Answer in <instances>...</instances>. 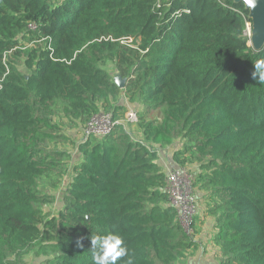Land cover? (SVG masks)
Instances as JSON below:
<instances>
[{
    "label": "trees",
    "instance_id": "1",
    "mask_svg": "<svg viewBox=\"0 0 264 264\" xmlns=\"http://www.w3.org/2000/svg\"><path fill=\"white\" fill-rule=\"evenodd\" d=\"M247 23L238 0H0V264L30 244L39 264H93L90 238L108 233L133 264H188L159 162L170 147L214 201L218 264H264V83L252 77L264 44L248 45ZM125 96L142 139L121 124L78 139L52 212L36 184L70 155L47 144L55 102L84 124L122 118Z\"/></svg>",
    "mask_w": 264,
    "mask_h": 264
},
{
    "label": "rangeland",
    "instance_id": "2",
    "mask_svg": "<svg viewBox=\"0 0 264 264\" xmlns=\"http://www.w3.org/2000/svg\"><path fill=\"white\" fill-rule=\"evenodd\" d=\"M245 34L248 39V45L253 47L252 38L254 35V31L250 23H247ZM16 65L22 73L24 74L28 73L26 67H24L22 63V60L20 59L17 60ZM99 65L105 68L107 71H109L115 78L116 74H115L114 62L112 58L110 57L104 58L102 61H100ZM127 97L125 96L126 99ZM62 108H63V105L61 104V102L56 101L54 104V113L52 114V119H53V122L56 124L57 126L56 128L58 130H56L55 128V129H52V132H56L60 135H59V138L50 140L47 144L51 146L59 147L61 149L65 148L66 150L70 151V155L63 159L64 161L62 164L63 167L60 169V171L56 172L53 170L49 172V175H44V176L39 177L37 184H36L37 194H42V195L51 194L52 195L51 202H49V205H48L52 212H56L59 206L60 197L63 192V188L65 186V181L68 178V174H69V165L72 162L73 157L75 158L79 157V153L76 148V142L78 141L77 135H79L78 127L79 126L82 127L85 124V122L84 124H79L76 121H72L68 116H66L63 113ZM136 130H137L136 124L133 126L129 125L127 127V131H129L131 134L134 133ZM182 166L185 167L186 169H189V172L192 174V177H193L191 180L192 191L195 197L197 198V192H199L202 189L199 187V182L197 180L195 181V176H194L195 163L186 162ZM203 190H204V194L208 191V189H203ZM53 197H54V200H53ZM200 199L202 201L201 203L203 204L200 203ZM196 203H197V211H196L195 216L193 217V221L191 224L192 229L190 230V232L189 230H187L188 233L185 231L187 235L189 236V238L193 241L194 246L192 247V249H189L186 252L185 260H188L189 262H191V259H192V264H198L197 260L194 259L193 257L195 255V250H197V247L201 246V242L198 243L194 241L195 239L199 238V240L201 241L203 240L202 246L207 244L206 247L209 248V253L212 255V258H213V261L211 260L209 261L207 259L205 263L206 264L208 263L218 264V261H219L218 254L220 255L219 248L217 246V243L214 241V233H212L211 231L212 222L214 221L215 216L209 209L213 207L214 201L213 199L209 200L207 196L203 198L201 194L200 198L196 199ZM45 208L47 209L46 206ZM204 213L207 215H205ZM207 219H208V222L206 221ZM203 229H205V231ZM200 233H201V236L199 237ZM207 236H209V239H208L209 241H207V238H206ZM37 248L38 247L36 246V244H30L14 252L8 253L7 258L10 261H12V263L14 264H39V261L41 260L42 255H38ZM205 251L206 250H204V252Z\"/></svg>",
    "mask_w": 264,
    "mask_h": 264
},
{
    "label": "built area",
    "instance_id": "3",
    "mask_svg": "<svg viewBox=\"0 0 264 264\" xmlns=\"http://www.w3.org/2000/svg\"><path fill=\"white\" fill-rule=\"evenodd\" d=\"M160 2L161 0H157V6L160 5ZM124 104L126 105V111L122 118H113L112 113L109 111H99L91 114L82 128L81 139H86L89 136H106L111 133L115 124H121L124 128L130 123L136 124L138 120L137 110L129 106L126 98H124ZM164 171L169 200L177 212L182 228L184 231L189 230L190 232L193 217L197 211V198L192 191V174L189 169L177 168L171 165H167Z\"/></svg>",
    "mask_w": 264,
    "mask_h": 264
},
{
    "label": "clouds",
    "instance_id": "4",
    "mask_svg": "<svg viewBox=\"0 0 264 264\" xmlns=\"http://www.w3.org/2000/svg\"><path fill=\"white\" fill-rule=\"evenodd\" d=\"M252 77L254 80L264 83V60H257L254 63ZM90 242V248L93 250V264H118V261L121 260L124 261V264H133L129 249L119 234L94 235L91 236Z\"/></svg>",
    "mask_w": 264,
    "mask_h": 264
},
{
    "label": "crops",
    "instance_id": "5",
    "mask_svg": "<svg viewBox=\"0 0 264 264\" xmlns=\"http://www.w3.org/2000/svg\"><path fill=\"white\" fill-rule=\"evenodd\" d=\"M129 106L131 107V108H134V104H132V103H129ZM126 111V110H125ZM125 111H124V113H125ZM124 113H123V115H124ZM129 125H135L134 123H130V124H128V125H126V130H127V127L129 126ZM82 128H83V126L82 127H78V131H79V135H77V138L78 139H80L81 138V135H82ZM129 132V131H128ZM130 133V132H129ZM132 136H133V138H135V139H138V140H141L142 139V135H141V132L139 131V129L137 128V130L134 132V133H132L131 134ZM180 143V142H179ZM171 150H172V148L170 147V148H165V149H161L160 150V153H159V162H160V164H161V166H162V168L165 170V167L167 166V165H173V167H180V166H178V165H176V163L174 162V160L172 159V157H171ZM73 159H75V158H73ZM181 168V167H180ZM201 193L202 194H204V191H202V190H200L199 192H197V198H200V195H201ZM202 201H201V199H200V203H201ZM201 204H203V203H201ZM201 206V205H200ZM199 214V213H198ZM205 214V213H204ZM205 215H207V214H205ZM207 222H208V219L206 220ZM214 222V221H213ZM213 222H212V227H211V231H212V233H214L215 232V229H214V227H213ZM204 231H205V229H203ZM203 231V232H204ZM202 233V232H201ZM201 233H200V235H199V237L201 236ZM207 238V241H209L208 239H209V236H207L206 237ZM195 242H201V246H198L197 247V250H195V255H194V259H196L197 260V263L198 264H206L205 262H206V260L208 259L209 261L211 260V261H213V258H212V255L209 253V248H207L206 246H207V244L206 245H204V246H202V241L201 240H199V238H197V239H195L194 240ZM194 246V243H193V245L191 246V249H192V247ZM203 247H204V249H203ZM204 250H206L205 252H204ZM218 252V251H217ZM218 254V253H217ZM218 256H219V258H220V255L218 254ZM219 260V259H218ZM186 261H188V260H186ZM192 264V259H191V262H189L188 261V264ZM209 264V263H208Z\"/></svg>",
    "mask_w": 264,
    "mask_h": 264
},
{
    "label": "water",
    "instance_id": "6",
    "mask_svg": "<svg viewBox=\"0 0 264 264\" xmlns=\"http://www.w3.org/2000/svg\"><path fill=\"white\" fill-rule=\"evenodd\" d=\"M245 4L249 10V16L251 18V26L254 31L253 35V47L255 49L260 48L264 44V0H238ZM118 87L123 88L125 78L120 75H116L114 78Z\"/></svg>",
    "mask_w": 264,
    "mask_h": 264
}]
</instances>
